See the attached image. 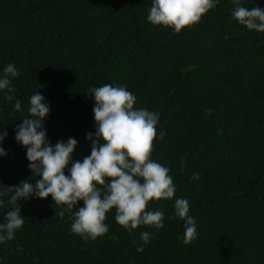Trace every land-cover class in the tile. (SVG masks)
I'll use <instances>...</instances> for the list:
<instances>
[{"label": "trees", "instance_id": "1", "mask_svg": "<svg viewBox=\"0 0 264 264\" xmlns=\"http://www.w3.org/2000/svg\"><path fill=\"white\" fill-rule=\"evenodd\" d=\"M152 3L0 0V77L8 64L19 71L10 78L14 99L0 90V131L7 132L0 192L40 178L15 140L31 96L39 92L50 108L44 130L51 146L75 138L72 159L82 161L91 154L87 134L96 131L89 89L104 84L125 87L134 108L158 113L151 158L169 168L176 187L172 199L148 206L164 214L163 228L130 233L112 209L107 234L96 240L73 233V214L61 217L64 206L51 196L16 205L4 197L0 224L15 207L25 222L0 242V264H264V33L233 19V0H218L180 33L148 21ZM241 4L264 8V0ZM178 198L189 201L196 221L189 244L185 221L175 215Z\"/></svg>", "mask_w": 264, "mask_h": 264}, {"label": "clouds", "instance_id": "2", "mask_svg": "<svg viewBox=\"0 0 264 264\" xmlns=\"http://www.w3.org/2000/svg\"><path fill=\"white\" fill-rule=\"evenodd\" d=\"M233 2L236 5L233 19L249 30L264 33V8L242 6L241 0ZM216 3L218 0H153L147 19L153 25L171 27L180 33L198 24ZM18 75L16 66L8 64L0 77V90L7 89L5 99L9 101L14 99L10 94L14 91L10 78ZM89 91L95 100L96 131L95 137L87 134L92 142L91 154L82 161L72 159L78 144L75 138L51 146L44 130L50 108L39 92L31 96L30 115L17 126L15 140L26 148L33 178H40L35 184L25 180L19 186H7L0 192V206L5 203L3 198L9 196L10 205L33 196L39 199L51 196L57 206H64L61 217L65 211L73 214L71 230L85 240L107 234L105 221L112 209L116 212L115 221L130 233L141 225L163 228L164 214L149 211L148 206L153 200L172 199L176 187L169 168L151 158L158 113L134 108L136 97L122 86L104 84ZM15 110H21L19 100L15 102ZM163 135L161 132V139ZM6 136V131H0V144ZM4 155L7 153L0 147V156ZM199 178V173L193 175L194 180ZM80 201L82 207H78ZM189 211L187 199L175 200V215L185 221V244L197 239L196 221ZM5 220L6 223L0 224V242L13 239L25 222L20 207L8 211ZM141 239L147 244L150 234L142 233Z\"/></svg>", "mask_w": 264, "mask_h": 264}]
</instances>
